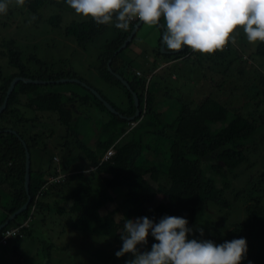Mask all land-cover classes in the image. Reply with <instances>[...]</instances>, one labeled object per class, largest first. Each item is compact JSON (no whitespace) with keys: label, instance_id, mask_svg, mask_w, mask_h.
Here are the masks:
<instances>
[{"label":"trees","instance_id":"1","mask_svg":"<svg viewBox=\"0 0 264 264\" xmlns=\"http://www.w3.org/2000/svg\"><path fill=\"white\" fill-rule=\"evenodd\" d=\"M15 1L10 0L8 13L0 15V45L2 47L0 55L6 59L5 67L12 68L10 74H6L4 68H0V105L15 76L53 82L43 84L18 82L9 96L7 106L0 113V172L5 174L11 197L10 202L4 204L0 194V210L6 211V215L0 218V224L27 200L26 154L22 138L26 141L31 154L30 203L22 213L0 230V235L6 228L20 225L25 219H37L42 213L41 210L50 206L49 202H44L49 192L47 189L43 190L45 184L52 182L49 177L61 176L59 182L51 184L50 187L59 186L63 189L64 186H72L71 191L65 194V202L71 201L70 208L66 210L63 205L58 207L60 210H55L60 214L67 212L71 215L68 226L71 232L70 239L79 237L80 231L92 233L106 231L118 241L120 228L115 215L122 210L126 211L130 218L147 215L149 218L158 220L165 214L184 216L188 219L189 226L194 229L192 235L195 238L212 239L216 243H221L224 240L243 237V234L247 233L248 227L244 222L233 225L229 223L231 210H234L236 203L245 196L253 200L243 208L251 217V229L256 230L258 238H264V88L263 90L257 88L250 75L249 90L245 87L241 95L246 99V103L242 106L248 108L250 106L252 109L242 106L231 107L232 102H228L224 96L227 98L231 96L232 86L229 93L226 90L221 92L223 82L228 75L230 79L233 73H235L234 79L242 81L239 77H242L244 73L249 75L254 72V75H260L264 85V43L258 42L256 48L251 50L252 54L248 56V59L244 56L249 51L248 44L240 42L237 44L230 37L223 48L210 54L196 52L190 48H185L178 53H163L160 42L162 30L157 27L160 37L156 40L158 46L154 56L181 58L176 64L186 63L192 58L200 68L202 67V78L209 81L211 87L209 94H204L200 99L197 96L193 97V102L189 99H178V114L169 120L166 112H159L157 107L163 98L158 96L161 89L166 97H171L172 90L175 91L174 87L169 89L170 84H175L174 82L167 84L168 78L174 79L172 76L176 75L171 74L173 68L156 69L159 66H157L158 61L146 55L144 59L147 65L142 75L135 74L131 70L133 65L131 54L134 51L130 47L131 42L138 34L139 39L145 43L152 38L149 35L150 32L145 29L139 33L146 25L142 23L133 39L120 51L118 49L139 20L130 22L127 30H121L112 24H97L89 17L80 20L73 18L63 31L67 37L74 38L78 47L87 49L88 43H93L109 27L114 28L115 35L107 38L108 41L103 44V51L98 55L97 72L100 79L108 85L120 86L125 90L128 102H123L124 106H121L108 99L100 89L96 88L97 86L78 75L68 65L56 69L52 63L41 60L34 54H28L29 57L25 61L24 48L18 43V38L13 35L8 38L2 36V29L8 28L15 17L14 5L17 6L16 11H23L29 15L25 22H30L37 27L43 21V9L46 7L50 9L54 7L56 10L46 19V23L53 28H61L64 13L68 11L73 13L74 10L64 0H24L23 4ZM242 46L246 51L242 49ZM30 62L36 63L38 68L30 69L28 66ZM161 69L165 70L164 73L157 75ZM115 73H119L128 80L131 89L138 94L140 115L135 119L127 118L136 113L134 95ZM149 73L153 75L148 81ZM215 76L219 80L216 81ZM61 78H77L80 80L77 83L85 90L77 92L71 89L72 91L66 92L54 88L69 82L58 81ZM83 82L89 86L83 85ZM231 83L233 84L234 80ZM234 85L238 87L237 84ZM25 87L29 88L25 90L28 92L25 94L27 96L20 93L24 92L21 88ZM91 88L96 89L104 99L109 101L119 114L112 112ZM240 89L242 88L235 90ZM23 96H25L24 99H22ZM81 105L97 107L103 114L97 117L102 122L100 123L102 126L100 124L97 126V129L100 126V138L94 147L89 145L87 135L83 136L82 129L78 128ZM45 121L51 125L58 123L60 129L65 131V134L59 136L61 139L59 143L55 145L51 143V135H57L54 126L47 130V136L46 133L44 135L41 126ZM7 128L14 129L17 133L6 130ZM94 131L95 129L92 134L95 133ZM147 135L151 137L146 138ZM124 136L128 139L121 143ZM51 144L56 151H58L57 146L61 147L62 154H54L55 152L50 150ZM260 145H262L259 153L261 157L257 161H252L251 157L258 154ZM110 147L115 148V155L109 160H103ZM79 151L83 153L89 166L84 167V161L83 164L78 161L76 154L79 155ZM38 152L50 156L49 161L52 167L49 165L47 176L44 175L46 171L44 172L43 168V172H38L35 166L33 167V155L35 153L37 155ZM257 163L261 165L260 181H254L252 175L251 180L248 179L242 188L237 189L232 186L237 177L251 171ZM174 168L178 170H173ZM101 171H106L107 175L102 177L103 185L97 189L91 186L88 180L95 178ZM86 173L88 175H85ZM153 175L157 176V181L162 182L159 186L161 190L159 187L157 189L163 193L164 198L157 204L149 205L136 194L144 185L147 186L148 183L156 181ZM229 194L233 196L230 197ZM121 195L123 199L118 202ZM110 204L112 207H109ZM125 206L126 210H124ZM211 214L219 218L212 220ZM42 220L46 221V214L43 215ZM31 227H24L25 236L41 238ZM201 228L202 236L199 232ZM35 231L36 235L33 234ZM13 240L9 239L2 244L13 245ZM153 242V238L149 236L148 245H142L143 250L150 249ZM258 242L261 244L260 247L257 246L256 252L258 247L261 250L264 246V240L258 239ZM54 243L49 242L52 246H55ZM14 252L15 255H19L17 262L22 264L17 245ZM252 256L254 258L255 254ZM51 257L50 249L44 254L46 264L51 263ZM124 257L123 259L128 260L129 257L132 258V255L127 253Z\"/></svg>","mask_w":264,"mask_h":264},{"label":"rangeland","instance_id":"2","mask_svg":"<svg viewBox=\"0 0 264 264\" xmlns=\"http://www.w3.org/2000/svg\"><path fill=\"white\" fill-rule=\"evenodd\" d=\"M16 2V1H15ZM17 9L16 4L13 7L14 15L10 26L8 28L2 29V36L4 38L11 37L12 35L16 38H18V43L22 44L24 48V60L26 61V58H28V54H34L41 60H46L52 63V66L56 69H60L61 67H66L68 65L69 67H72L78 75H80L83 78L88 79L90 82H92L96 88L100 89V91L112 102H116L117 105L124 106V103L128 102L127 96L125 94V90L122 87H117L116 85L110 86L104 81L100 79L97 72V66L99 64L98 55L100 52L103 51V44H105L108 39L112 38L113 35H115V30L113 27H109L106 32L100 36H98L93 43L90 42L87 45V49H82L78 47L77 42L74 40L73 37H67L64 34V28L65 26L74 18L77 20H80L84 18L83 16H80L78 14H74V11L71 12H65L63 22L61 25V28H53L49 24L46 23V19L49 15L55 13V8L50 9V7H46L43 9L44 18L41 23V25L33 26L32 23L25 22L28 20L29 15L23 11H16ZM19 10V9H18ZM12 19V17L10 18ZM25 22V23H24ZM40 24V23H39ZM111 26V25H110ZM153 26H143L142 29L139 31L142 32L144 29L145 31L150 32V36L154 37L150 41V45L143 42V40L139 39V34L135 39L131 42L130 47L135 49L140 55L143 57L146 55H154L155 49L158 46V37H160V32L157 30V26H154L156 28L155 30L151 29ZM242 30L241 28H238ZM233 42L235 43H248V48L250 51L247 52L246 55L252 54L251 49H253L254 44L258 43H249L246 39V36L244 33H235L233 32L230 36ZM2 39V38H1ZM76 42V43H75ZM243 44V45H244ZM156 45V46H155ZM257 44L255 45L256 48ZM146 49L144 52L141 50V48ZM148 47V48H147ZM2 47L0 45V51ZM242 49L246 51L244 46H242ZM152 53V54H151ZM249 53V54H248ZM26 56V57H25ZM255 57V54H253ZM252 57V55H251ZM252 59V58H251ZM6 59L0 55V68H4L6 74H10L12 71V68L6 65ZM250 63V62H249ZM161 64V62L157 63V66ZM30 69L38 68L36 66V63L30 62L29 63ZM146 64H138L133 63L131 70L137 73H143L144 69H146ZM162 68V67H161ZM171 70V69H169ZM191 70V71H190ZM164 69H161L158 71L157 75L163 74ZM169 72V71H168ZM176 74V78L171 79L168 78V83L174 82L175 84H170V90L174 87L175 91L172 90L171 97L164 96L165 94L162 93V89L160 90L159 97L163 98L160 101V105H158L159 112H166L167 117L169 120H172L174 116L178 114L179 109V102L178 99H189L191 102L193 97H199L203 98L204 94L210 93V82L207 80H204L202 78L203 75V69L200 68L198 63L195 62L192 58L189 59V61L181 62L178 64L173 65V70L171 72ZM264 73V70H263ZM235 73H233V76L229 79L228 77L223 82V88L221 92L223 93L224 90H226L227 93H229V89L231 88V96L225 97V99H228V102L231 101V107L236 108L239 106H242L246 103V99L241 95V93L244 92L245 87L247 90H249V87L251 85V79L252 82H254L255 86L257 88H260V90H263L264 85L260 79V75L256 74L254 75V72L247 75L244 73L242 75V81H239L237 79H234ZM252 75V77L250 76ZM210 76V75H209ZM212 76V75H211ZM251 77V79H249ZM229 79V80H228ZM215 80H219L218 77L215 76ZM228 80V81H227ZM234 80V83L232 84L231 81ZM227 81V82H226ZM231 83V85H230ZM237 84L238 87H234ZM32 88V87H31ZM58 90H67L72 89L77 92H81L82 90H85L84 87L75 82V81H69L66 83H62V85L59 87H54ZM240 90H235L239 89ZM25 88H21L22 95H25L28 92H25ZM29 90V88L27 89ZM69 90V91H72ZM174 91V92H173ZM220 92V91H219ZM220 92V93H221ZM27 96V95H25ZM25 96L22 97V99L25 98ZM229 96V94H228ZM241 96V97H240ZM178 102V103H177ZM81 113L78 115L79 121H78V128L81 130V134L87 135V138L89 139V145L92 147L95 146L96 142L100 138L99 135V129L100 126H102V123L98 118L96 117L98 115H103L102 112H99L100 109L97 107H84L80 106ZM244 107V106H242ZM94 108V109H93ZM248 108V107H244ZM250 109L252 107L249 106ZM248 108V109H249ZM106 115V113H104ZM55 117V115H53ZM52 116V117H53ZM107 116V115H106ZM264 116V115H263ZM105 118V117H103ZM107 119V118H106ZM105 120V119H104ZM57 121V119H56ZM80 122V123H79ZM100 124L99 128L97 129V126ZM54 126L53 128L56 129L57 135H51V143L55 145V143H59L61 141L60 135L65 134V131L60 129L61 127L58 126V123H54L51 125L49 122L45 121L43 123V126H41L42 131H44V135L46 133V136L48 134L47 130H49L50 127ZM20 128V126H18ZM93 129H95V133L92 134ZM6 130H12V132H15L14 129L7 128ZM55 132V133H56ZM54 133V134H55ZM151 137L150 135H147L146 138ZM53 139V141H52ZM128 139L127 136H124L122 140L120 141L123 143ZM87 140V139H85ZM42 144V143H41ZM58 153L62 154V148L57 146ZM262 145L258 148V154L251 157L252 161L259 160V157H261ZM79 155L76 154V157L80 163L83 164L84 161V167L89 166V162L84 157L83 153L79 151ZM75 155V154H74ZM36 153L33 155V167L36 163ZM47 157V163L52 167L51 161H49V154L46 155ZM85 158V159H84ZM151 158V157H150ZM175 162V161H172ZM54 164V162H53ZM261 165L257 163V165L254 166V168L249 171L248 173H245L243 176L237 177L233 181L232 186L235 188H242L243 185L246 184L247 180L251 178L253 175L254 181H260L259 176L261 172ZM173 170H178V168H174ZM183 170H187L183 168ZM106 171H101L95 178L89 179V183L94 188L98 187L100 188L101 185H103V182L101 181L103 176H106ZM48 174V169L45 172V176ZM85 175H88L86 173ZM150 177V176H149ZM156 175H153V178L156 180ZM151 179L149 178V181ZM251 180V179H250ZM6 182V181H5ZM87 182V181H85ZM157 182V183H155ZM161 181H152L151 183H148V185H144L142 189L136 194L142 201H144L146 204L152 205L157 204L160 200H163L164 195L160 191L161 188L159 187ZM3 185H0L2 187ZM7 187V188H6ZM58 187V190L60 191L62 187ZM157 187L160 188V192L158 191ZM5 189L4 191L8 193V186H3ZM97 188V189H98ZM72 189V186H67L63 188L64 193H69ZM1 192V191H0ZM65 195V194H64ZM122 196V195H121ZM230 197L231 194H229ZM64 197L61 199H57L58 201H50L52 203L51 211L43 210L44 214H46V222H44L42 219L38 222L39 225H33V228L38 232H33L34 235L37 234V236L41 237H27L24 236L21 240H13L14 244L10 246H6L5 244H0V264H20L17 262V258L19 255H15L14 249L17 245L19 247L20 257H22V264H46V259L44 258V254L47 253L50 249L52 250V257H51V263L49 264H125V260L123 257L117 258L115 256V252L119 250V248L122 245V241L119 238L118 241L116 238L111 237L109 234L106 233V231L101 232H95L92 233L91 231H80L81 233L79 237H72L70 239L71 232L69 229V223H70V216L67 212L64 213L62 216H60L59 213H57L55 210H57L58 207L63 206ZM121 199H123V196L118 199V202H121ZM242 201V202H241ZM240 202L236 203L235 209L231 210V220L229 221L230 224L235 223H242L244 222L247 225V233L245 232L243 234V237L246 238L248 243V252L245 257V259L241 262L242 264L245 262V264H248L249 261H252V264H264V246L261 247L260 250V244L261 242H258L259 240H264V238H258L254 231V229H251L250 222L251 217L246 213L243 208L250 204L253 200L249 198L248 196H245ZM244 204V205H243ZM64 205H67V202L64 203ZM129 206V204H126ZM109 207H112V204L109 205ZM126 206L125 209L126 210ZM211 210V209H210ZM208 211V210H207ZM41 215L38 216L40 219ZM37 218V219H38ZM43 218V217H42ZM115 218L118 222V226L120 228V232L123 231L124 221L125 219H135L128 217L127 212L120 211L115 215ZM212 220H216L219 218V216H213L211 214ZM38 219V220H39ZM82 235V236H81ZM44 239V240H43ZM49 242L54 243L55 246H52L49 244ZM264 243V242H263ZM257 252H256V248ZM141 247V250H143V247ZM259 252V254H258ZM250 254V255H249ZM252 254H255V257L253 258ZM129 255V253H128ZM252 256V257H251ZM128 257V256H127ZM125 258V257H124ZM128 259H131L130 257Z\"/></svg>","mask_w":264,"mask_h":264},{"label":"clouds","instance_id":"3","mask_svg":"<svg viewBox=\"0 0 264 264\" xmlns=\"http://www.w3.org/2000/svg\"><path fill=\"white\" fill-rule=\"evenodd\" d=\"M16 2L23 4L24 0ZM64 2L76 14L89 17L100 25L112 24L117 29L127 30L130 22L136 19L144 25L160 27L162 30L160 42L163 49L169 51L167 53H178L190 48L196 52L210 54L223 48L233 32L244 33L249 43H264V0H64ZM9 5L10 0H0V15L8 13ZM244 56L245 59L249 58L248 55ZM161 67L166 65L159 64L156 69ZM152 75L147 74L148 81ZM51 184L55 183L49 181L43 190H50ZM32 219H25L20 225L28 221L24 227L29 228ZM24 227L23 236L15 237L17 240L24 238ZM193 232L194 229L189 226V221L184 216L165 214L156 220L145 215L125 219L123 231L120 232L122 245L115 252V256L120 258L131 253L132 258L125 261V264H241L247 255L248 243L245 237L216 243L212 239L195 238ZM199 232L202 236L203 229H199ZM149 236L154 242L150 249L141 250L140 246L148 245ZM248 264H252V261Z\"/></svg>","mask_w":264,"mask_h":264},{"label":"water","instance_id":"4","mask_svg":"<svg viewBox=\"0 0 264 264\" xmlns=\"http://www.w3.org/2000/svg\"><path fill=\"white\" fill-rule=\"evenodd\" d=\"M142 23L139 21L138 23L135 24L134 26V29L132 30V32L130 33V35L126 38V40L124 41V43L120 46V48L118 49V51L122 50L126 45H128V43L133 39V37L135 36L136 34V31L137 29L139 28V26L141 25ZM161 51L163 53H167L169 52L168 50H165L163 49L162 45H161ZM175 51H179V50H175ZM110 65V61L108 63ZM116 76L118 78L121 79V81L123 82V84H125L130 90L131 92L133 93L134 95V98H135V105H136V113L130 117H127L129 120H132V119H135L137 116L140 115V108H139V98H138V94L137 92H135L134 90L131 89V86L128 82V80H126L125 78H123L122 75H120L119 73H115ZM20 81H23L24 83H50V82H53L52 80H43V79H33V78H28V77H24V76H16L12 79V81L10 82V85L7 89V94L4 98V101L3 103L0 105V113L4 110V108L7 106V102H8V99H9V96L10 94L12 93V91L14 90L15 86L17 85L18 82ZM58 81H75V82H80L79 79L77 78H61L60 80ZM83 85L87 86L86 83L83 82ZM93 93L97 94V96L104 101L105 105L110 109L112 110V112H116L117 114H119V111H117L115 109V107H113V105L110 104L109 101H107L106 99H104L101 94L94 88H91ZM123 116V115H121ZM23 145L25 147V154H26V164H25V189H26V192H27V200L26 202L20 207L18 208L15 212H13L12 214L9 215V217L3 222L0 224V230L7 226L9 224V222L14 219L16 216H18L20 213H22V211H24L29 203H30V200H31V194H30V182H31V154H30V150L27 146V143L25 140H23Z\"/></svg>","mask_w":264,"mask_h":264},{"label":"crops","instance_id":"5","mask_svg":"<svg viewBox=\"0 0 264 264\" xmlns=\"http://www.w3.org/2000/svg\"><path fill=\"white\" fill-rule=\"evenodd\" d=\"M151 29H153V30H155L156 28H154V26L153 27H151ZM157 30H158V28H157ZM152 39H154V37H152L151 38V40ZM151 40H149V42L148 43H146V44H151L150 43V41ZM141 48V47H140ZM148 48V47H147ZM134 51L132 52L133 54H131V56H132V62L133 63H138V64H146V62H145V59H144V57L142 56V55H140V53H138L135 49H133ZM141 50H143V52L146 50V49H144V48H141ZM136 51V52H135ZM151 58H153L154 60H157L158 62H161V64H160V66H164V65H166V67H170V68H173V65L174 64H176V62L177 61H179L181 58H176V57H174V56H171V57H165V56H160V55H153V56H150ZM147 65V64H146ZM173 78H176L177 76H172ZM69 90H71V89H69ZM94 109V108H93ZM99 112H101V111H99ZM97 116L96 117H101L102 115H98V114H96ZM51 146V148H50V150H52V151H54L55 153L54 154H58V151H56L55 150V148H54V145H50ZM39 153V154H38ZM37 153V158L35 159L36 160V163H35V170L36 171H42L43 172V170H44V172L45 171H47V169L49 168V165H48V163H47V157L45 156L46 154H42L41 152H38ZM50 160V159H49ZM40 168H41V170H40ZM42 168H43V170H42ZM48 174H49V172H48ZM6 180H5V174H4V172L2 173V172H0V185H3L4 187H5V185H7V181L5 182ZM3 186L2 187H0V194H1V197H2V202L4 203V204H7L8 202H10V200H11V197H10V194H9V188H8V193L7 192H5L4 190V188H3ZM65 187H67V186H64V188ZM7 188V187H6ZM65 191H63V189H61L60 191L58 190V187L56 188V187H52L50 190H49V192L47 193V195L45 196V198H44V202H49L50 203V206H46V207H44L42 210H41V218L40 219H42V217H43V215H44V212H43V210H49V209H51V207H52V203L50 202V201H58L57 199H61L62 197H64L65 198V195L64 194H68V193H64ZM64 203H65V199H64V201H63V205H64ZM70 205H71V201H68L67 202V205L65 206V209L66 210H68L69 208H70ZM57 210H60V209H58L57 208ZM57 212V211H56ZM57 213H59L60 214V212H57ZM6 215V211H4V210H0V218H3L4 216ZM63 214H60V216H62ZM38 218V217H37ZM39 219V218H38ZM38 219H32L31 220V224H30V226H32L33 227V225H39V221H40V219L38 220ZM44 221V220H43ZM44 222H46V221H44ZM31 227V228H32ZM30 228V229H31Z\"/></svg>","mask_w":264,"mask_h":264},{"label":"built area","instance_id":"6","mask_svg":"<svg viewBox=\"0 0 264 264\" xmlns=\"http://www.w3.org/2000/svg\"><path fill=\"white\" fill-rule=\"evenodd\" d=\"M136 19H134L131 22H134ZM115 154V148L111 147L107 150L106 154L103 157V160H109L113 155ZM61 176L57 177H51V181L54 183H58ZM28 221L24 222L22 225L17 227H10L5 229L2 234L0 235V244L6 243L9 239L15 238V237H22L23 236V227L27 226Z\"/></svg>","mask_w":264,"mask_h":264}]
</instances>
